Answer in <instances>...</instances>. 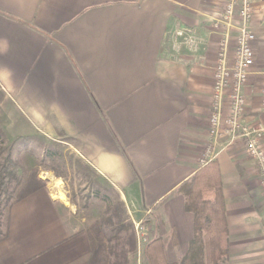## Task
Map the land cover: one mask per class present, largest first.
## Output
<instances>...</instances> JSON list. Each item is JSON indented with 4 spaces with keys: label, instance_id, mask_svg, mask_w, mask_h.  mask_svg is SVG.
<instances>
[{
    "label": "crops",
    "instance_id": "0c3cea01",
    "mask_svg": "<svg viewBox=\"0 0 264 264\" xmlns=\"http://www.w3.org/2000/svg\"><path fill=\"white\" fill-rule=\"evenodd\" d=\"M253 3L257 65L244 88L250 124L264 122V0ZM223 5L0 0V85L13 91L5 94L24 129L74 142L79 158L119 192L133 222L150 212L151 238H162L170 262L185 256L194 236L180 187L205 166L213 144L229 225L226 264H264L258 163L242 145L209 135L222 40L213 25ZM37 178L43 188L0 214V264H90L86 219Z\"/></svg>",
    "mask_w": 264,
    "mask_h": 264
},
{
    "label": "rangeland",
    "instance_id": "374dc122",
    "mask_svg": "<svg viewBox=\"0 0 264 264\" xmlns=\"http://www.w3.org/2000/svg\"><path fill=\"white\" fill-rule=\"evenodd\" d=\"M5 92L11 94L13 91H6L0 85V167L7 165L11 158L23 170L18 174L22 175L20 184L6 179L1 185L0 210L5 211L14 202L29 173L34 171L51 184L54 194L71 205L78 218L86 219L85 224L89 225L94 238L102 223L112 219L115 225L120 219L126 228L115 243L118 249L128 252V248L123 247L122 237L134 235L135 228L119 192L79 158L71 148L76 147L74 142L65 138L56 142L25 130L27 125L22 123ZM136 246L134 253L125 257L135 259Z\"/></svg>",
    "mask_w": 264,
    "mask_h": 264
},
{
    "label": "built area",
    "instance_id": "2783aa9c",
    "mask_svg": "<svg viewBox=\"0 0 264 264\" xmlns=\"http://www.w3.org/2000/svg\"><path fill=\"white\" fill-rule=\"evenodd\" d=\"M254 15L252 0H224L223 9L214 21V29L221 31L222 40L214 67L215 84L209 135L214 140L226 138L228 146L242 145L247 155L257 161L264 189V122L250 124L245 120L248 101L244 88L255 74L257 65L254 49L257 37L251 28ZM233 32H236L234 42ZM178 35L184 36V32L179 31ZM189 40L193 42L191 38ZM262 74L261 95L264 106V70ZM213 146L211 144L205 149L202 160L205 165L215 156ZM149 213L142 220L133 222L137 245L134 264H147L145 249L151 241V230L147 221Z\"/></svg>",
    "mask_w": 264,
    "mask_h": 264
},
{
    "label": "trees",
    "instance_id": "16d2710c",
    "mask_svg": "<svg viewBox=\"0 0 264 264\" xmlns=\"http://www.w3.org/2000/svg\"><path fill=\"white\" fill-rule=\"evenodd\" d=\"M7 165L0 167V192L5 180L21 183L18 174L22 167L8 158ZM54 171V169H53ZM55 172V171H54ZM44 187V182L32 172L14 202L23 200ZM184 195L185 210L194 216V236L185 256L177 262L167 258L162 238H155L147 244L145 256L147 264H226L229 257V225L225 205L223 179L218 162L210 161L180 187ZM0 210V214H1ZM112 219L102 223L97 236H91L93 256L90 264H129L125 257L135 251V233L122 237L123 248L118 249L115 241L120 240L121 231L126 226ZM115 222V221H114ZM122 240V241H123Z\"/></svg>",
    "mask_w": 264,
    "mask_h": 264
}]
</instances>
